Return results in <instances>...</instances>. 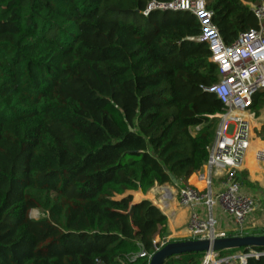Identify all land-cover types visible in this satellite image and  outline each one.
I'll return each mask as SVG.
<instances>
[{
	"label": "trees",
	"instance_id": "obj_1",
	"mask_svg": "<svg viewBox=\"0 0 264 264\" xmlns=\"http://www.w3.org/2000/svg\"><path fill=\"white\" fill-rule=\"evenodd\" d=\"M172 1L0 0V264H147L168 235L131 194L196 187L222 113L197 19L146 12ZM203 1L224 46L256 28L260 0ZM263 108L264 90L248 110Z\"/></svg>",
	"mask_w": 264,
	"mask_h": 264
},
{
	"label": "built area",
	"instance_id": "obj_2",
	"mask_svg": "<svg viewBox=\"0 0 264 264\" xmlns=\"http://www.w3.org/2000/svg\"><path fill=\"white\" fill-rule=\"evenodd\" d=\"M256 19V28L240 33L234 43L224 46L216 29L210 23L211 13L205 9L203 0H173L167 5L150 4L147 10L159 8L186 11L193 15L201 26L197 37L210 50L209 61L217 66V82L210 89L222 106V113L215 116L218 128L208 147V179L202 189L191 185L176 189V201L189 210L186 235L191 240L221 239L244 236L245 222L254 210V200L245 194L237 181V167L242 152L248 146L245 118H252L248 106L252 96L264 90V0L248 4ZM146 12L143 14L145 15ZM228 127H231L228 132ZM263 153L257 152L259 158ZM219 179V188L212 191L210 179ZM212 207H217L228 219L230 233L218 231ZM163 239L154 246V252L167 242ZM145 256L143 252L139 254ZM264 257V251L244 249L227 255L207 251L200 264H247L250 258ZM150 255L147 256L149 259Z\"/></svg>",
	"mask_w": 264,
	"mask_h": 264
},
{
	"label": "crops",
	"instance_id": "obj_3",
	"mask_svg": "<svg viewBox=\"0 0 264 264\" xmlns=\"http://www.w3.org/2000/svg\"><path fill=\"white\" fill-rule=\"evenodd\" d=\"M261 112V111H260ZM260 113L257 118L254 119L252 114V118H245L246 120V134L248 146L245 151L242 152L241 159L238 163L237 171H244L246 173L245 179L250 184V186L245 187L240 185L243 192L249 195L254 200V210L250 214L248 218H251L254 213L261 212L264 210V142H259L260 147H256L258 144H253L254 142L250 140L252 138L251 129L253 125V121H257L260 125ZM219 121L215 123L214 137L218 128ZM213 137V139H214ZM264 137H261L260 140H263ZM256 143V142H255ZM254 147V148H252ZM256 150V151H255ZM257 152H262L263 154L257 158ZM247 159V160H246ZM210 169L208 164L206 163L202 169L196 174L192 175L194 178H197V188L202 189L205 185V181L208 179ZM179 182V180H177ZM219 179L215 177H211L210 179V188L212 191H216L219 188ZM191 185V184H186ZM194 186V185H191ZM176 187L174 186H157L152 188L145 195H140L138 193L134 194V198L132 199L134 202H138L141 200L148 201L152 206L156 207L166 218L167 222V231L168 233H175L181 231L186 235V221L188 218L189 210L187 208L180 207L176 201ZM218 209V208H217ZM213 213V212H212ZM213 216L216 218L217 225L216 230L224 231L225 233H230L232 230L231 224L224 217L222 213L216 211L213 213ZM256 220L248 223V219L245 222V235H248V228L251 223L254 225ZM250 235V234H249ZM252 235V234H251Z\"/></svg>",
	"mask_w": 264,
	"mask_h": 264
},
{
	"label": "water",
	"instance_id": "obj_4",
	"mask_svg": "<svg viewBox=\"0 0 264 264\" xmlns=\"http://www.w3.org/2000/svg\"><path fill=\"white\" fill-rule=\"evenodd\" d=\"M173 182L175 180H172ZM238 249L264 250V235H244L221 239L168 242L153 252L147 264H163L167 259L190 253L221 252Z\"/></svg>",
	"mask_w": 264,
	"mask_h": 264
},
{
	"label": "rangeland",
	"instance_id": "obj_5",
	"mask_svg": "<svg viewBox=\"0 0 264 264\" xmlns=\"http://www.w3.org/2000/svg\"><path fill=\"white\" fill-rule=\"evenodd\" d=\"M260 116H261L259 119L261 121L260 125L255 124V123H258L257 121H253L252 129H251L252 138L250 140L254 142L253 144H258L256 145V147H260L259 142H264V139L260 140L261 137H264V108L261 110ZM230 129L231 127H228V132H230ZM262 145H264V143ZM249 195H252V194H249ZM131 196L133 199L134 194H131ZM216 211H219L221 213V211L217 209V207H212V212L215 213ZM29 217L36 219L39 217V213L36 210H31L29 212ZM249 219H250V222H253V220H256V222L254 223V225L252 223L251 225H249V228L247 230L248 235L249 234L256 235L264 230V210L258 213L257 212L254 213L251 218H248V223H249ZM215 229L217 228L215 227ZM187 238H188L187 235H184L183 232L178 231L175 233H168V235L164 237L163 241L168 243V242H173L175 240H182V239H187ZM227 254H230V253L227 252V253H224L223 255H227Z\"/></svg>",
	"mask_w": 264,
	"mask_h": 264
},
{
	"label": "bare ground",
	"instance_id": "obj_6",
	"mask_svg": "<svg viewBox=\"0 0 264 264\" xmlns=\"http://www.w3.org/2000/svg\"><path fill=\"white\" fill-rule=\"evenodd\" d=\"M252 148H254V147H252ZM256 151V150H255ZM247 160V159H246Z\"/></svg>",
	"mask_w": 264,
	"mask_h": 264
}]
</instances>
